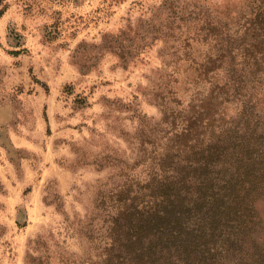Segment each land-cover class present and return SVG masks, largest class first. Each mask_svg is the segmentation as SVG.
Wrapping results in <instances>:
<instances>
[{
    "label": "rangeland",
    "instance_id": "obj_1",
    "mask_svg": "<svg viewBox=\"0 0 264 264\" xmlns=\"http://www.w3.org/2000/svg\"><path fill=\"white\" fill-rule=\"evenodd\" d=\"M229 52L264 57V0H0V264H103L110 196Z\"/></svg>",
    "mask_w": 264,
    "mask_h": 264
},
{
    "label": "trees",
    "instance_id": "obj_2",
    "mask_svg": "<svg viewBox=\"0 0 264 264\" xmlns=\"http://www.w3.org/2000/svg\"><path fill=\"white\" fill-rule=\"evenodd\" d=\"M229 53L194 61L199 94L163 110L142 196H110L103 264H264V57Z\"/></svg>",
    "mask_w": 264,
    "mask_h": 264
}]
</instances>
